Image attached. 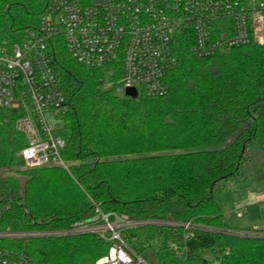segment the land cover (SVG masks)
I'll return each mask as SVG.
<instances>
[{"label": "trees", "instance_id": "trees-1", "mask_svg": "<svg viewBox=\"0 0 264 264\" xmlns=\"http://www.w3.org/2000/svg\"><path fill=\"white\" fill-rule=\"evenodd\" d=\"M44 1L0 4V44L19 41ZM177 55L167 94L131 98L114 91L120 64L83 66L61 42L53 63L70 106L59 129L69 171L17 166L24 137L15 115L0 111V231L65 229L98 207L140 222L127 231L155 239V264H264V228L231 230L214 199L219 181L236 178L249 162V144L264 155V111L252 109L264 102V43L208 59L187 48ZM185 223L191 227L183 230ZM179 229L184 255L168 243L182 244ZM5 242L35 264H93L108 247L93 233Z\"/></svg>", "mask_w": 264, "mask_h": 264}, {"label": "built area", "instance_id": "built-area-1", "mask_svg": "<svg viewBox=\"0 0 264 264\" xmlns=\"http://www.w3.org/2000/svg\"><path fill=\"white\" fill-rule=\"evenodd\" d=\"M61 42L83 66L113 70L120 64L116 93L124 95L133 87L137 96H163L178 50L187 48L192 57L208 59L236 46L263 44L264 0H45L36 23L24 27L19 41L0 44V109L10 108L15 115L14 127L24 137L17 154L25 168L61 166L69 171L61 154L66 143L57 128L70 109L53 63ZM244 207L237 204V209ZM139 224L96 207L92 216L65 229L0 231V264H35L30 254L7 240L81 233L108 243L93 264H155L147 260L153 248L148 238L127 231ZM180 232L182 244L169 246L184 255L186 233Z\"/></svg>", "mask_w": 264, "mask_h": 264}, {"label": "rangeland", "instance_id": "rangeland-1", "mask_svg": "<svg viewBox=\"0 0 264 264\" xmlns=\"http://www.w3.org/2000/svg\"><path fill=\"white\" fill-rule=\"evenodd\" d=\"M0 111L2 114L8 115L12 109L2 108ZM62 125L63 121H60L57 128L60 129ZM246 154L249 157V162L241 165L237 177L219 181L220 189L214 192V199L231 227L230 229L234 231L264 228V198L252 199L254 195H264V155L256 143H251L246 147ZM17 166L21 168L24 166L20 156L17 159ZM237 204H244L245 207L237 209ZM147 242L153 246L155 239L149 237ZM171 242L168 240L169 244ZM204 256L212 257L209 253ZM153 258L152 252H149L147 260L153 262Z\"/></svg>", "mask_w": 264, "mask_h": 264}, {"label": "water", "instance_id": "water-1", "mask_svg": "<svg viewBox=\"0 0 264 264\" xmlns=\"http://www.w3.org/2000/svg\"><path fill=\"white\" fill-rule=\"evenodd\" d=\"M125 96H129L131 98H136L137 97V92L135 90V88L130 87V88H126L125 92H124ZM253 111H257V113H261L264 111V102L258 103L255 106H253Z\"/></svg>", "mask_w": 264, "mask_h": 264}]
</instances>
